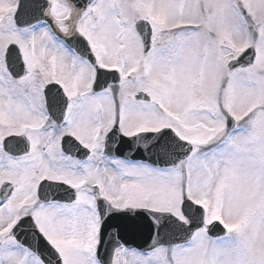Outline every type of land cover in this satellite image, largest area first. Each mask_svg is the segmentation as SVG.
<instances>
[{
	"label": "snow or ice",
	"instance_id": "obj_1",
	"mask_svg": "<svg viewBox=\"0 0 264 264\" xmlns=\"http://www.w3.org/2000/svg\"><path fill=\"white\" fill-rule=\"evenodd\" d=\"M0 264H264V0H0Z\"/></svg>",
	"mask_w": 264,
	"mask_h": 264
}]
</instances>
